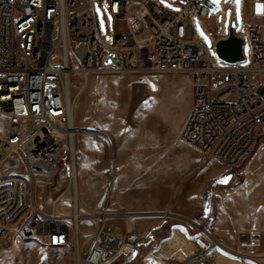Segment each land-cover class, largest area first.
<instances>
[{
  "label": "built area",
  "instance_id": "obj_1",
  "mask_svg": "<svg viewBox=\"0 0 264 264\" xmlns=\"http://www.w3.org/2000/svg\"><path fill=\"white\" fill-rule=\"evenodd\" d=\"M105 1L115 21L125 24L113 44L100 31L94 0H0V248L36 242L76 251L74 215L85 237L81 264H108L127 244V234L109 229L107 221L128 226L140 214L92 213L69 191L49 213L37 202V188L51 185L77 132L73 92L92 76L189 75L193 100L182 141L229 169L264 138V27L246 30L250 62L220 66L195 38L193 18L208 16L209 0H184L175 13L151 0ZM135 6L144 14L133 13ZM14 155L22 169H3ZM115 170L113 158L112 177ZM62 204L70 214L60 211ZM80 225L92 229L84 233Z\"/></svg>",
  "mask_w": 264,
  "mask_h": 264
},
{
  "label": "rangeland",
  "instance_id": "obj_2",
  "mask_svg": "<svg viewBox=\"0 0 264 264\" xmlns=\"http://www.w3.org/2000/svg\"><path fill=\"white\" fill-rule=\"evenodd\" d=\"M94 3L100 31L106 43L113 44L121 25L111 16L105 0H94ZM208 6L219 11L213 0ZM213 15L214 12L209 14V21ZM193 25L195 38L214 53L203 21L194 17ZM236 31L245 37L244 55L248 63L251 45L242 26ZM216 63L226 65L219 59ZM73 99L81 205L92 213L107 210L141 215L128 226L122 219L107 221L109 229L116 226L127 234L124 249L108 264H264V157L251 170L246 168L256 154L264 150V138L233 170L203 157L205 162L217 163L223 169L218 175L230 178L226 183L217 184L219 177H215L210 184L205 181L207 184L202 187V181L187 180L165 163L169 153L185 155L190 147L179 139L192 108L193 86L189 75L92 76L85 90L73 92ZM4 127L5 120L0 119V133ZM113 130L127 135L123 146L113 144ZM138 151L145 153L139 168L132 160L122 162L124 156ZM113 158L116 162L114 177L110 172ZM70 165L67 149L51 185L39 186L36 190L47 213L58 196L68 191L72 193ZM2 168L21 170L22 165L14 155ZM243 180L252 182L241 195L233 197L235 213L230 210L229 214H221L216 208L215 212H210L216 193L241 185ZM84 193L88 196L83 197ZM227 202V205L232 203L228 196ZM60 211L71 213L66 204L61 205ZM218 217L223 223L234 220L242 228L232 232L230 242L221 236L222 231L216 225ZM80 226L84 233L92 229ZM216 241L220 249L214 245ZM84 242L85 237L81 235V244ZM0 256V264H75L74 248L47 249L36 242L4 245Z\"/></svg>",
  "mask_w": 264,
  "mask_h": 264
},
{
  "label": "crops",
  "instance_id": "obj_3",
  "mask_svg": "<svg viewBox=\"0 0 264 264\" xmlns=\"http://www.w3.org/2000/svg\"><path fill=\"white\" fill-rule=\"evenodd\" d=\"M151 1L156 2L159 6H161L165 10L171 11L173 13L180 11L184 3V0H151ZM164 2L170 4L169 7L163 4ZM217 5L219 9L218 12L216 11L215 8L208 6L209 14L211 12H214V15L212 16L210 21L208 20L209 14L205 19H200L201 21H203V29L205 33L208 35V37L211 39L213 46H215V44L219 40L224 39L228 36V30L233 22H236V29L240 25L244 29L245 33L247 28L251 26L264 27V3L260 0H239V5H237L236 0H219V3ZM258 6H261L259 10H258ZM132 11L137 15L144 14V11L139 6H135ZM118 23L121 25L119 31L124 30L125 24L123 22H118ZM236 34L244 37L243 34L238 33L237 31ZM111 136H112L111 138L113 144L115 146L117 145L118 147H121V145L123 146L124 142L127 141L126 139L127 135L125 133L119 135L116 134L113 130ZM179 139H181V137H179ZM188 148H189L188 153L185 155L181 154L180 152H174V153H169L165 157V163L175 168L173 170L174 173H177L180 176L181 175L184 176L187 180L194 181L197 178L199 181H202L203 183L202 187L204 186L205 181L206 182L209 181L208 184H210V181L215 177H219V181L224 180L225 178H230V176H227L225 174L223 175L217 174L218 171H223V169L217 163L205 162L203 160V155L201 153H199L198 151H196L191 147ZM262 157H264V150H260L256 154V156L250 161V163L247 164L246 166L247 171L251 170L252 167L256 166V164L259 163V160ZM144 159H145V153L138 151L132 154L131 156H124L122 162L127 163L130 160H132L139 168V165L141 164L142 161H144ZM251 182H247L243 180L241 185H236L235 187L223 193L221 192L216 193L214 200L215 204L213 203L210 212H213L214 208H216L215 211L220 212L221 214L224 213L229 214L230 210H232V212L235 213L236 205L235 203H233L234 200L233 197L241 195L242 190H245L247 184ZM217 184L219 183L217 182ZM217 186L218 185H216L213 188V190ZM191 188H194V186H192ZM86 196H88V193L83 194V197ZM192 196H194V194H192ZM227 196L229 197V201H232L230 205H227L228 204ZM37 202L40 205H42V197H40L39 194L37 196ZM216 225L220 229V231H222L221 236H223L227 240V242H230V240L232 239V235H233L232 232L242 229L236 225V222L234 220L229 221L228 223H223V221L220 220V217L216 219Z\"/></svg>",
  "mask_w": 264,
  "mask_h": 264
},
{
  "label": "water",
  "instance_id": "obj_4",
  "mask_svg": "<svg viewBox=\"0 0 264 264\" xmlns=\"http://www.w3.org/2000/svg\"><path fill=\"white\" fill-rule=\"evenodd\" d=\"M244 40L236 34V22H233L228 30V36L219 40L214 46L217 58L227 65H236L245 61ZM111 60L105 65L111 64Z\"/></svg>",
  "mask_w": 264,
  "mask_h": 264
},
{
  "label": "bare ground",
  "instance_id": "obj_5",
  "mask_svg": "<svg viewBox=\"0 0 264 264\" xmlns=\"http://www.w3.org/2000/svg\"><path fill=\"white\" fill-rule=\"evenodd\" d=\"M89 80L87 81V83L84 85V87L82 88V90H85L88 86ZM73 119L75 122V117H74V110H73ZM80 133V132H79ZM74 135L76 134V132L73 133ZM83 135H92L90 133H82ZM95 134H93L94 136ZM99 135V134H98ZM106 136V134H105ZM108 140V139H107ZM70 170H71V185L73 187V192H72V198L75 200L76 205L79 206L81 205V201L79 198V174H78V170L76 167V148H75V141L74 139L72 140L71 143V147H70ZM74 220H75V225H76V251H75V256H74V260H75V264H81V238L79 235V224H78V215H74L73 216ZM219 243L215 242V246L218 247ZM219 248V247H218ZM226 248V247H225ZM220 249V248H219ZM227 249V248H226ZM229 250V249H227Z\"/></svg>",
  "mask_w": 264,
  "mask_h": 264
},
{
  "label": "snow or ice",
  "instance_id": "obj_6",
  "mask_svg": "<svg viewBox=\"0 0 264 264\" xmlns=\"http://www.w3.org/2000/svg\"><path fill=\"white\" fill-rule=\"evenodd\" d=\"M213 3H219V0H213ZM237 5H239V0H236ZM261 8V6H258V10ZM229 178H225L224 180L218 181V183H226Z\"/></svg>",
  "mask_w": 264,
  "mask_h": 264
}]
</instances>
